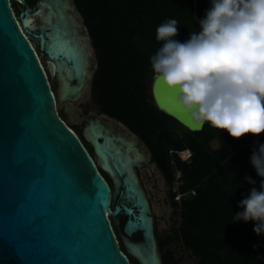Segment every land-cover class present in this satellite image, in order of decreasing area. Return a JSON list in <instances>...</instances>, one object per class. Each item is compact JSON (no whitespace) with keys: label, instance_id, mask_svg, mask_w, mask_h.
Returning a JSON list of instances; mask_svg holds the SVG:
<instances>
[{"label":"water","instance_id":"obj_1","mask_svg":"<svg viewBox=\"0 0 264 264\" xmlns=\"http://www.w3.org/2000/svg\"><path fill=\"white\" fill-rule=\"evenodd\" d=\"M11 1L25 7L18 20ZM72 12L77 16L70 0H39L33 9L26 0H0V264H131L112 224L121 215L130 256L144 264L131 249L138 246L155 252L161 264L150 205L137 180L124 177L123 203L111 207L110 186L56 107L77 102L92 75L88 41ZM28 37L53 71L58 96ZM175 95L154 78L157 108L189 131H202L206 123L194 129ZM98 130L103 145L111 137ZM210 146L217 151L221 143L214 139ZM138 233L143 241L135 243Z\"/></svg>","mask_w":264,"mask_h":264},{"label":"trees","instance_id":"obj_2","mask_svg":"<svg viewBox=\"0 0 264 264\" xmlns=\"http://www.w3.org/2000/svg\"><path fill=\"white\" fill-rule=\"evenodd\" d=\"M37 1L26 0L29 6ZM73 2L95 50L93 102L102 114L141 139L168 185L180 184L173 194V204H180V232L185 246L199 264H264V233L253 231L255 221H235V214L244 211L240 201L253 188L261 190L264 177L257 175L251 156L259 144H264V133L233 139L227 131L208 123L202 131L191 132L160 111L152 96L155 74L151 57L163 44L156 39L157 27L176 19L175 39L184 42L190 32L200 31L199 21L210 9L211 0ZM177 127L184 129L181 138L175 134ZM214 139L221 143L217 151L210 146ZM183 150L190 152L189 161L179 156ZM246 177L255 183H249ZM178 195L182 196L180 200ZM113 228L117 235L114 224ZM160 246L162 249L163 244ZM129 258L132 264H138ZM162 258L164 264H174L171 252H165Z\"/></svg>","mask_w":264,"mask_h":264},{"label":"clouds","instance_id":"obj_3","mask_svg":"<svg viewBox=\"0 0 264 264\" xmlns=\"http://www.w3.org/2000/svg\"><path fill=\"white\" fill-rule=\"evenodd\" d=\"M200 31L180 42L177 20L156 29L162 46L151 57L157 82L175 95L178 107L194 129L208 123L233 139L264 133V0H211L199 21ZM251 164L264 177V144ZM249 183L255 181L246 177ZM240 201L244 211L235 221H255L253 231L264 233V180Z\"/></svg>","mask_w":264,"mask_h":264},{"label":"rangeland","instance_id":"obj_4","mask_svg":"<svg viewBox=\"0 0 264 264\" xmlns=\"http://www.w3.org/2000/svg\"><path fill=\"white\" fill-rule=\"evenodd\" d=\"M73 10V18L77 24L83 28L85 32V37L88 41V54L90 57V64L92 68L91 77H87L84 86L82 87L80 94L81 97L77 102H71L65 100L62 104H57V109L60 115V112L64 110L65 106H70L76 115L81 119L78 123H74L71 120L66 122L70 128H74L75 132H80L85 134L86 138L90 140L87 136V131L92 124L99 127L103 132L112 134L113 138L122 142L123 145L132 146L131 150H134L135 153L143 156L140 164H137L134 174L139 184L141 182L142 188L145 190L149 200H150V211L153 217L154 223V234L157 244V254L160 258L161 264L163 263V254L165 252H171L173 254L174 264H199L198 259L193 255L192 251L185 246L181 238L180 226H181V208L178 203L177 206L173 204V194L178 192L180 184L175 182L173 185H168L165 181V178L161 171L158 170L156 165L150 161L151 155L146 146L140 141V139L133 135L124 125L120 124L114 119L109 118L108 116L102 114L96 104L92 99V80L93 75L97 69V60L95 55V50L92 47L91 39L88 35L87 29L83 24V19L78 12L76 6L74 5L73 0H70ZM12 8L16 15V18L19 19V12L24 9V6L18 4L14 1H11ZM30 7V6H29ZM31 9V7H30ZM31 39V38H30ZM32 40V39H31ZM32 45L38 53L41 64L48 76L50 85L54 89V77L53 71L49 70L47 61L43 58L42 53L39 51V48L36 43L32 41ZM175 134L180 138L184 134V129L177 127L175 128ZM121 144V146H122ZM179 156L185 160H190V152L188 150H183L178 152ZM101 163V162H100ZM179 177V174H177ZM140 181V182H139ZM120 181L116 180L114 185V195L112 199L111 207L117 201ZM181 195H178V199H181ZM185 197H189V194H186ZM126 222L124 216H119L118 218L112 220V224L116 226L117 237L119 244H122L124 237L123 227ZM132 241L135 243H140L143 241L142 237L136 234ZM161 244L163 248L161 249ZM128 251V250H127ZM129 254V251H128ZM130 257V254L128 255Z\"/></svg>","mask_w":264,"mask_h":264},{"label":"bare ground","instance_id":"obj_5","mask_svg":"<svg viewBox=\"0 0 264 264\" xmlns=\"http://www.w3.org/2000/svg\"><path fill=\"white\" fill-rule=\"evenodd\" d=\"M85 80H86V78H85ZM84 83H85V81H84ZM56 107H57V103H56ZM98 129L99 128L97 126L92 125L91 129H89L87 131V136H88V138H90V140H93V142L95 144L96 151L103 160L102 162L104 164V167H106L108 170H110L112 172V174L115 176V173L111 167V163H116L117 166L122 171V174L127 173V176L132 181L136 180V177H135L134 172L132 170V166L135 163H138L140 160H142L143 156H141L140 154H137L135 157H132L131 156V148H133L134 145L130 146V149L123 150V147L121 146V144L119 142L115 141L116 138L115 139L114 138L107 139V141L103 145L98 144V138L96 136L99 133ZM107 136L109 137V135H107ZM109 140H111L113 142L114 150L109 149V147H108L109 146ZM131 249L133 250V252L137 256H139L142 259L144 264H158V260H157V257L155 255V252L153 253V255L149 254L148 252L146 253L145 251H143V249L141 247H138V246L132 247Z\"/></svg>","mask_w":264,"mask_h":264},{"label":"flooded vegetation","instance_id":"obj_6","mask_svg":"<svg viewBox=\"0 0 264 264\" xmlns=\"http://www.w3.org/2000/svg\"><path fill=\"white\" fill-rule=\"evenodd\" d=\"M39 1V0H38ZM38 1L35 3V5H32V6H30L31 7V9H33L35 6H36V4L38 3ZM27 3V2H26ZM24 9H25V7H24ZM24 9L22 10V11H20L19 12V15H20V13L21 12H23L24 11ZM41 22V21H40ZM40 22H39V28L38 29H32L33 31H37V30H39L40 29ZM29 39L31 38V37H28ZM32 39V40H31ZM30 39V42L32 43V41L34 42V43H36L37 44V46H38V48H39V45H38V43L36 42V40H34L33 38H31ZM42 53V52H41ZM53 91L55 92V94L58 96V91H57V89L56 88H54L53 89ZM70 101H71V99H69ZM67 108H70L72 111H73V113H74V118L77 120L76 122H74V123H78L79 121H80V117L78 116V115H76V113L74 112V110L70 107V106H65L64 107V110L62 111V112H60V117L65 121V122H68V120H71V118H72V115L70 114V113H68L67 112ZM72 121V120H71ZM92 125H94V124H92ZM92 125L90 126V128L89 129H91V127H92ZM88 129V130H89ZM75 130V129H74ZM76 133H77V135L79 136V138L81 139V141H82V143L84 144V146H85V148L88 150V152H89V154L91 155V157H92V159L95 161V163H96V165H97V167H98V171L100 172V174L103 176V178L106 180V182L108 183V185L110 186V188H111V190H112V196L114 195V185H115V181L116 180H118V181H120L122 184H123V180H124V177L125 176H127V173H125V175H123V176H120L117 172H116V170L114 169V167H113V163H111V167H112V169H113V171H114V173H115V176L112 174V172L110 171V170H108L106 167H104V164H103V160H102V158L99 156V154L97 153V151H96V148H95V145H94V143H93V141L91 140V141H89L87 138H86V136H85V134H81L80 132H77L76 131ZM132 133V132H131ZM109 134V136L111 137V138H113V136H112V134H110V133H108ZM133 134V133H132ZM133 135H135V134H133ZM136 136V135H135ZM138 137V136H137ZM139 138V137H138ZM140 139V138H139ZM115 141H117V142H119L120 144H122V142H120V141H118L117 139H115ZM140 141H141V139H140ZM142 142V141H141ZM143 143V142H142ZM144 144V143H143ZM145 145V144H144ZM122 147H123V150H127V149H130V146H128V145H123L122 144ZM147 148V147H146ZM148 149V148H147ZM149 153H150V151H149ZM137 155V153H135L134 152V150H131V156L132 157H135ZM150 155H151V153H150ZM150 161L152 162V163H154L153 161H152V157L150 158ZM101 162V163H100ZM140 162H141V160L138 162V163H135L133 166H132V170H133V172L135 171V168H137V164H140ZM155 164V163H154ZM156 165V164H155ZM157 167V166H156ZM158 168V167H157ZM159 170V169H158ZM160 171V170H159ZM135 175V174H134ZM140 182V181H139ZM138 187H139V189L141 190V192H142V194L144 195V197L147 199V201L149 202V205H150V200H149V198H148V196H147V194H146V192H145V190L142 188V186H141V182L138 184ZM125 188L124 187H121V188H119V190H118V196H117V201H116V203H114L113 204V206H115V205H118V204H122L123 203V194H125ZM150 208H151V205H150ZM121 216H124V215H121ZM125 217V216H124ZM126 218V217H125ZM126 220H127V218H126ZM126 223V222H125ZM125 225V224H124ZM138 235L139 236H141L142 237V233H138ZM143 239V238H142ZM120 247H121V249H122V251L128 256L129 254H128V251H127V249L124 247V245L123 244H120ZM131 257V256H130ZM130 259V258H129ZM136 260V259H135ZM137 261V260H136ZM137 263L138 264H140L138 261H137ZM132 264V263H131Z\"/></svg>","mask_w":264,"mask_h":264},{"label":"built area","instance_id":"obj_7","mask_svg":"<svg viewBox=\"0 0 264 264\" xmlns=\"http://www.w3.org/2000/svg\"><path fill=\"white\" fill-rule=\"evenodd\" d=\"M179 176H180V173H179Z\"/></svg>","mask_w":264,"mask_h":264}]
</instances>
